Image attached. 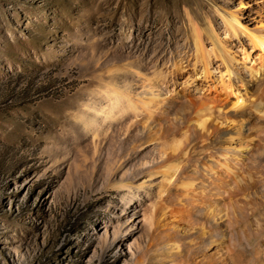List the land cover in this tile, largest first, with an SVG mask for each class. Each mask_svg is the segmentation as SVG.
<instances>
[{"label":"rangeland","instance_id":"374dc122","mask_svg":"<svg viewBox=\"0 0 264 264\" xmlns=\"http://www.w3.org/2000/svg\"><path fill=\"white\" fill-rule=\"evenodd\" d=\"M263 14L262 0H0V264H130L120 244L129 237L114 242L112 228L123 223V185L132 182L118 170L70 166L77 151L86 152L84 124L100 121L106 88L128 85L137 92V68L155 78L151 53L159 59L157 73L167 80L173 65H182L179 85L193 78V65L196 72L201 66L195 39L209 52L213 34L242 61L226 22L236 15L253 29ZM214 55L209 60L216 69ZM108 71L118 76L116 85L102 84ZM95 104L98 111L92 110ZM192 104H185L175 123L190 134L197 132ZM258 124L247 135L240 175L264 196V124ZM225 125L212 128L230 132L236 126ZM143 181L149 193L160 184L159 176ZM237 200L241 212L258 208L253 197ZM254 213L261 222L260 211ZM243 225L250 245L237 264H257L256 257L264 264V229L255 233ZM184 226L168 225L156 238L195 233H184ZM143 264L166 263L152 257Z\"/></svg>","mask_w":264,"mask_h":264},{"label":"bare ground","instance_id":"6f19581e","mask_svg":"<svg viewBox=\"0 0 264 264\" xmlns=\"http://www.w3.org/2000/svg\"><path fill=\"white\" fill-rule=\"evenodd\" d=\"M262 7L264 13V0ZM226 27L228 36L238 41L236 49L242 61L225 46L227 41L213 34L209 52L195 39L201 66L196 72L193 65V78L179 85L177 79L185 70L182 65H173L167 80V75L157 73L159 59L151 53L148 62L155 78L149 79L136 67L138 91H131L128 85L121 90L106 88L101 96L100 121L83 122L86 152L77 151L70 166L75 170L98 166L105 171L118 170L132 182L123 185L127 196L122 200L123 223L112 228L113 241L129 237L122 238L120 244L127 249L130 264H143L152 257L166 264H237L244 245H250L243 222L255 233L264 229V196L240 175L247 163L243 155L250 147L247 135L256 124H264V14L253 29L242 25L236 15ZM214 53L219 62L216 69L209 60ZM107 74L102 84L116 85V73ZM187 85L192 89L184 88ZM191 102L197 128L192 134L175 124L184 115L185 104ZM96 104L92 110L98 111ZM226 123L236 124L233 132L212 128ZM143 131H149L148 135H141ZM136 150L140 156L130 158ZM157 176L160 184L152 193L145 192L143 180ZM138 181L142 185L137 186ZM262 189L264 193V186ZM252 197L258 208L249 204L253 208L246 212L237 210L238 198L250 201ZM126 202L131 205L126 207ZM257 209L261 222L254 215ZM217 221L223 230L213 227ZM179 222L185 225L184 233H195L184 239L162 233ZM161 228L165 229L157 239ZM256 262L260 264L259 257Z\"/></svg>","mask_w":264,"mask_h":264}]
</instances>
